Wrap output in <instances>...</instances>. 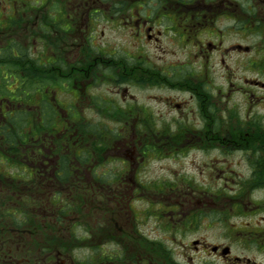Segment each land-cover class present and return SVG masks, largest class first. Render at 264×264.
Instances as JSON below:
<instances>
[{"label": "flooded vegetation", "instance_id": "flooded-vegetation-1", "mask_svg": "<svg viewBox=\"0 0 264 264\" xmlns=\"http://www.w3.org/2000/svg\"><path fill=\"white\" fill-rule=\"evenodd\" d=\"M258 92L264 0H0V264H264Z\"/></svg>", "mask_w": 264, "mask_h": 264}, {"label": "trees", "instance_id": "trees-1", "mask_svg": "<svg viewBox=\"0 0 264 264\" xmlns=\"http://www.w3.org/2000/svg\"><path fill=\"white\" fill-rule=\"evenodd\" d=\"M22 94L24 92H21ZM26 119V113L21 110V109H17V113H16V136H17V142L21 141L23 142V140L25 139V136L23 134V130L25 125L23 124V122Z\"/></svg>", "mask_w": 264, "mask_h": 264}, {"label": "rangeland", "instance_id": "rangeland-1", "mask_svg": "<svg viewBox=\"0 0 264 264\" xmlns=\"http://www.w3.org/2000/svg\"><path fill=\"white\" fill-rule=\"evenodd\" d=\"M177 56H174L173 58H175ZM261 96H263L264 98V92H258ZM148 94H151V92H143V96H147ZM256 107H257V113L263 117L264 115V99H262L260 105L258 106L257 102H256Z\"/></svg>", "mask_w": 264, "mask_h": 264}]
</instances>
